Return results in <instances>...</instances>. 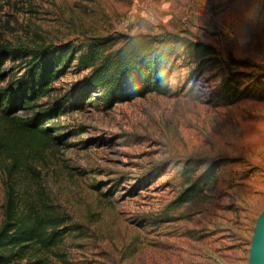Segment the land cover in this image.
<instances>
[{
    "label": "rangeland",
    "instance_id": "rangeland-1",
    "mask_svg": "<svg viewBox=\"0 0 264 264\" xmlns=\"http://www.w3.org/2000/svg\"><path fill=\"white\" fill-rule=\"evenodd\" d=\"M165 31L183 38L173 92L109 109L86 97L33 160L41 178L23 179L68 217L51 264L249 262L264 211V0L0 2V41L17 46ZM86 75L68 67L54 98ZM5 197L2 173L0 225Z\"/></svg>",
    "mask_w": 264,
    "mask_h": 264
},
{
    "label": "trees",
    "instance_id": "trees-1",
    "mask_svg": "<svg viewBox=\"0 0 264 264\" xmlns=\"http://www.w3.org/2000/svg\"><path fill=\"white\" fill-rule=\"evenodd\" d=\"M182 39L165 31L97 35L84 47L0 41V174L6 185L0 264H51L48 253L67 234L68 217L41 188L33 193L23 182L30 172L41 178L33 160L64 139L61 116L82 108L86 97L96 96L109 109L152 93L171 94ZM73 64L87 75L54 98L55 84Z\"/></svg>",
    "mask_w": 264,
    "mask_h": 264
},
{
    "label": "water",
    "instance_id": "water-1",
    "mask_svg": "<svg viewBox=\"0 0 264 264\" xmlns=\"http://www.w3.org/2000/svg\"><path fill=\"white\" fill-rule=\"evenodd\" d=\"M248 264H264V211L257 220Z\"/></svg>",
    "mask_w": 264,
    "mask_h": 264
}]
</instances>
